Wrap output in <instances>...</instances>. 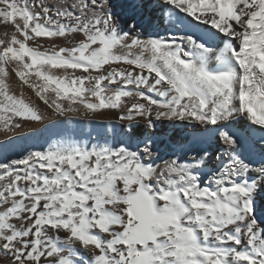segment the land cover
Listing matches in <instances>:
<instances>
[{
  "label": "snow or ice",
  "instance_id": "snow-or-ice-1",
  "mask_svg": "<svg viewBox=\"0 0 264 264\" xmlns=\"http://www.w3.org/2000/svg\"><path fill=\"white\" fill-rule=\"evenodd\" d=\"M0 24V264H264V0H0ZM11 75L120 125L18 153L43 116Z\"/></svg>",
  "mask_w": 264,
  "mask_h": 264
},
{
  "label": "bare ground",
  "instance_id": "bare-ground-1",
  "mask_svg": "<svg viewBox=\"0 0 264 264\" xmlns=\"http://www.w3.org/2000/svg\"><path fill=\"white\" fill-rule=\"evenodd\" d=\"M50 6L57 4H63L64 0H45ZM71 2V0H67ZM55 11V7H53ZM13 28L11 25L0 24V39H4L5 33L9 36L12 33ZM75 34L66 38H37L36 41H30L29 44L32 47H40L41 50L52 48L53 46L58 47H70L74 42ZM59 75H64L62 71L58 72ZM79 75L80 73H76ZM9 89L13 94L22 97L25 102L35 107L40 114L43 116V120L40 122H27L21 129L14 130L17 134V148L16 152H23L24 150L30 149L33 146L39 148L41 146L46 147V141L51 142L52 140L59 139H79L81 141H87L89 138L99 136L104 138L106 134L111 133L113 126L119 127L120 121L118 119V111L116 110H104L102 112L93 114L91 118H85L81 112L79 116L72 117L69 120L66 117H60L56 115L51 109H48L29 89L26 85H22L14 75H11L7 81ZM114 91V89H109ZM52 95L49 94V99H52ZM129 104L132 102L131 98H124ZM66 103V102H65ZM31 129H37L38 134L36 137L29 135ZM0 134L12 135V132H6L3 127H0ZM3 135H0V139ZM210 152H215V145L208 148ZM16 158L15 155L9 157ZM214 163V162H210Z\"/></svg>",
  "mask_w": 264,
  "mask_h": 264
}]
</instances>
